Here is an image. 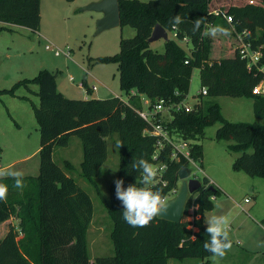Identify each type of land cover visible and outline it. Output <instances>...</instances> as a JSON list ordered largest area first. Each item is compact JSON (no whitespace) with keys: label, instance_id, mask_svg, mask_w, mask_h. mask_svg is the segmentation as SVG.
Wrapping results in <instances>:
<instances>
[{"label":"trees","instance_id":"obj_1","mask_svg":"<svg viewBox=\"0 0 264 264\" xmlns=\"http://www.w3.org/2000/svg\"><path fill=\"white\" fill-rule=\"evenodd\" d=\"M210 1L118 0L120 25L131 26L135 34L120 39L118 52L90 60L116 65L119 86L127 93L126 99L66 97L57 89L55 74L47 69L9 89H0V96H15L19 87L29 90L28 84L38 86L35 93L39 103L32 107L40 136L38 173L24 176V189L15 188L11 178L0 179L8 186L7 200L0 202V224L10 218L18 221L17 227L12 224L0 238V264H168L170 259L187 258L209 264L211 254L203 247L208 239L204 213L212 210L210 198L220 191L207 177L189 197L179 222L156 216L143 228L131 227L122 219L113 181L104 203L112 220L113 254L97 257L90 263L85 236L93 215L91 198L71 176L73 164L64 160L63 166H59L52 155L55 147L67 146L70 137L76 135L82 145L79 174L95 187L98 169L107 158V138L118 134L121 147L115 180L122 178L125 187L135 183L138 172L131 171L130 164L134 158L152 163L155 146L153 136L143 135L146 123L136 112L141 107V95L151 100L180 101L187 96L191 70L199 68L200 85L206 87L204 96L208 99L204 101V96H200L191 111L175 113L170 129L196 141L206 127L219 122L215 138L233 141L228 149L240 154L232 169L264 179V123L228 121L214 100L218 96L250 97L255 117L264 118V94L252 93L259 77L247 70L245 61L234 50L236 39L229 25L211 12ZM225 10L233 16L237 31L246 30V39L261 50L260 64L264 65V0L255 4L244 1ZM177 14L184 21L180 25L169 22ZM197 18L203 24L221 25L230 32L227 55L215 58L213 39L192 34V21ZM0 22L36 30L40 23V0H0ZM157 23L166 31L174 26L179 38L187 37L188 51L170 37L164 41L163 52L152 49L148 38ZM4 29L8 28L1 25L0 30ZM190 147L192 158L201 161L202 146L195 142ZM185 165V160L169 163L164 174L166 184H154L153 190L161 191L164 199L177 189L178 171Z\"/></svg>","mask_w":264,"mask_h":264},{"label":"rangeland","instance_id":"obj_2","mask_svg":"<svg viewBox=\"0 0 264 264\" xmlns=\"http://www.w3.org/2000/svg\"><path fill=\"white\" fill-rule=\"evenodd\" d=\"M93 1L98 0H40V23L36 30L0 22V26L8 28L0 30V89H9L16 82L32 78L39 70L47 69L55 74L60 85L75 92V96H83L80 93L82 91L78 89L79 84H82L83 77L88 78V83L92 82V73L104 82L105 87L99 86L101 95L111 93L127 98V93L119 86L116 65L93 63L90 59L118 52L120 39L132 37L135 30L129 25H119L96 33L98 12L84 10L85 6ZM244 1L249 3V0H211L209 9L225 10ZM256 1L254 0L253 4ZM168 36L171 38V33L168 32ZM229 41L231 38L227 35L213 39L212 54L215 58L228 54ZM178 43L188 51L190 45ZM46 44H49L50 48H45ZM150 47L163 52V39L152 42ZM56 48L61 50L59 55L54 53ZM70 76L73 77V82L69 81ZM70 83L73 86H70ZM200 88L199 68H194L188 80L189 103L194 102L192 95H196ZM28 89L19 87L15 90V96H0V168L21 171L24 175H37L40 136L32 104L39 103L35 93L38 86L28 84ZM23 96L26 98H22ZM207 99L206 96L203 97L204 101ZM214 100L228 121L264 123V118L255 117L250 97L218 96ZM219 126L220 123L216 122L206 127L203 135L195 141L202 146L203 156L201 161L197 162L202 172L192 167L195 178L202 182L204 177L209 176L215 185L224 191L215 196L214 201L210 198L214 203L213 210L205 212L209 216L219 214L229 217L228 230L233 246L227 255L219 260V264H264V179L232 169L233 161L240 154L228 149V145L233 141L215 138ZM120 142L118 134L107 138V158L103 170L99 169L95 178V187L79 174L82 145L76 135L70 137L67 146L55 147L53 150L52 158L59 166H63L65 159L73 163L75 169L71 171V176L89 194L92 201L93 215L85 236L90 263L97 257L113 254L110 239L112 220L104 203L108 201L111 184L118 173ZM179 186L180 181L176 191ZM175 194L176 192L169 195L166 200ZM245 197L251 201L244 203ZM216 204L221 206L217 208ZM17 223L14 218L1 223L0 238L12 224L17 227ZM208 260L209 264H213L210 257ZM200 263L198 258L170 260V264Z\"/></svg>","mask_w":264,"mask_h":264},{"label":"clouds","instance_id":"obj_3","mask_svg":"<svg viewBox=\"0 0 264 264\" xmlns=\"http://www.w3.org/2000/svg\"><path fill=\"white\" fill-rule=\"evenodd\" d=\"M174 25L183 23L181 15L177 14L169 21ZM202 20L197 18L192 21L191 32L193 35L199 33L201 38L215 39L218 36L230 35L227 29L221 25L203 24ZM121 147V145H118ZM131 171L138 172L135 183L125 187V181L122 178L114 180L115 196L120 201L122 219L131 227L143 228L150 225L152 220L168 210V204L162 198L161 191H154L153 185L157 179L158 171L156 167L144 158L135 159L130 164ZM130 171V172H131ZM11 178L14 181V187L23 190L25 187L24 174L21 171L0 168V179ZM8 186L0 183V202H6ZM221 205L216 204L219 208ZM229 217L227 215L214 214L204 215V224L206 225V234L204 250L211 254L210 259L213 264H219L232 249L233 242L229 234Z\"/></svg>","mask_w":264,"mask_h":264},{"label":"built area","instance_id":"obj_4","mask_svg":"<svg viewBox=\"0 0 264 264\" xmlns=\"http://www.w3.org/2000/svg\"><path fill=\"white\" fill-rule=\"evenodd\" d=\"M253 2V0H249L250 4H253ZM211 12L215 16H220L224 22L229 25L230 31L236 39L234 50L239 57L245 61L247 70L254 75H258L259 80L253 87L252 93L264 94V65L260 64L262 56L261 50L259 48H254L251 42L246 39V30L237 31L233 16L227 13L226 10L215 8L212 9ZM167 32L171 33V38L185 44V46L189 45V39L187 37L179 38L174 26H172L171 31ZM45 48H50V45H45ZM60 52L61 50L59 48L54 49L55 55H59ZM65 55L68 56L67 53H65ZM185 63H187V60ZM70 79L72 80V78ZM206 94L207 89L202 86L196 95H192V98L194 99L193 103L188 102L189 95L180 101H171L169 99L151 100L147 96L141 95V107L138 108L136 112L146 123V126L143 129V135H149L155 138V146L151 154V159L152 164L158 171V176L154 184H166L167 180L165 179L164 174L169 167V163L172 162L178 163L185 160L187 162V165L185 166L191 170V177H194L192 167H196L202 172V169L197 165L198 160L192 158L190 154V145L195 143V141L183 138L179 133L170 129L169 123L173 119L175 113L191 111L195 104L198 103L199 97ZM175 192L176 189H173L164 200ZM250 201V198H244V203H249ZM243 210L246 211L244 208Z\"/></svg>","mask_w":264,"mask_h":264},{"label":"water","instance_id":"obj_5","mask_svg":"<svg viewBox=\"0 0 264 264\" xmlns=\"http://www.w3.org/2000/svg\"><path fill=\"white\" fill-rule=\"evenodd\" d=\"M84 10H91L101 14L96 21V33L103 30L117 27L120 25V11L118 0H98L88 3ZM158 39L168 40L166 30L160 24L153 27L148 42L152 43ZM178 179L180 186L176 194L165 200L168 204V210L164 214L158 215L157 218L168 220L171 222H179L185 208L188 197L194 194L202 185L197 178L191 177V170L186 166H182L178 171Z\"/></svg>","mask_w":264,"mask_h":264},{"label":"crops","instance_id":"obj_6","mask_svg":"<svg viewBox=\"0 0 264 264\" xmlns=\"http://www.w3.org/2000/svg\"><path fill=\"white\" fill-rule=\"evenodd\" d=\"M254 1V0H253ZM256 1V0H255ZM245 2H247V1H245ZM254 3V2H253ZM101 16V14L100 13H98V16H96V18H99ZM167 32V31H166ZM167 35H168V32H167ZM169 37V36H168ZM151 44V43H150ZM47 45V44H46ZM157 51V50H156ZM91 78H92V82H90V83H88V78L87 77H83V82H82V84L80 83L79 84V87H78V89H79V91L81 90L82 92H80L83 96H75V92H71L70 90H68L67 89V87L66 86H63V85H60L59 83H58V81H57V79H56V76H55V81H56V86H57V89L64 95V96H66V97H69V98H78V97H81L82 99H89V98H109V97H113V96H117V95H115V94H111V93H109V94H105V95H101L100 93V88H99V86H103V87H105V85H104V82L102 81V80H100L98 77H96L94 74H92L91 73V76H90ZM70 78H72V80L70 79ZM70 78H69V81L70 82H73V77L72 76H70ZM70 86H73L72 85V83H70ZM84 88H86V89H84ZM108 90H109V88H107ZM86 90V91H85ZM131 92H134V90H132ZM79 93V92H78ZM79 93V94H80ZM120 97V96H119ZM122 98V97H121ZM122 99H124V98H122ZM126 99V98H125ZM65 160H67V159H65ZM68 161H70V160H68ZM71 162V161H70ZM81 162V161H80ZM72 163V162H71ZM73 164V163H72ZM80 164V163H79ZM103 168H104V164H102L101 166H100V168L99 169H101V170H103ZM99 169H98V172H99ZM24 176H27V174H25ZM207 178L209 179V181H210V183L211 184H213V185H215V182L213 181V179L211 178V177H209V176H207ZM216 186V185H215ZM218 189H219V191L221 192H224L223 190H222V188L221 187H219V186H216ZM216 199V197L215 196H213L212 197V200L214 201ZM213 206H214V203H213ZM213 210V209H212ZM211 210V211H212ZM263 220H264V218H263ZM171 260V259H170ZM170 260L168 261V264H170Z\"/></svg>","mask_w":264,"mask_h":264}]
</instances>
